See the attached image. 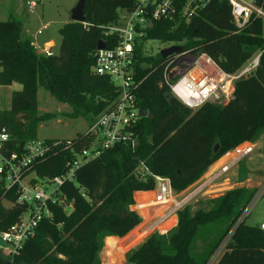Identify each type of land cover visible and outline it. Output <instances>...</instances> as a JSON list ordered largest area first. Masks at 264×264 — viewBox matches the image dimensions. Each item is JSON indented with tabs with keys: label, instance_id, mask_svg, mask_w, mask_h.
<instances>
[{
	"label": "trees",
	"instance_id": "obj_1",
	"mask_svg": "<svg viewBox=\"0 0 264 264\" xmlns=\"http://www.w3.org/2000/svg\"><path fill=\"white\" fill-rule=\"evenodd\" d=\"M133 0H84L83 23L69 21L58 29L60 44L50 57L37 54L30 38L23 37L21 21L13 15L0 22V86L19 85L10 95L9 109L0 123L9 136L10 150L20 151L36 139L41 123L53 115H37V88L45 89L72 119L90 121L117 99L116 88L92 73L98 41L110 47L102 27L115 21L117 11L131 9ZM262 23L254 22L236 33L227 3L213 1L188 23L154 22L143 41L174 43L182 49L205 53L225 73L233 74L256 53H261L251 76L234 81L230 101L205 103L195 110L184 107L162 86L164 59L135 49V79L139 109L146 111L135 133L137 146L106 150L79 167L47 202L52 219H42L32 237L11 257L0 253V264H100L104 237L122 238L140 222L129 208L134 193L152 189L151 180L138 181L133 173L142 162L153 175L170 180L181 193L228 151L257 140L264 131V38ZM88 124V125H89ZM58 143L50 156L29 173L39 179L62 175L74 155L89 148L88 136L76 134L65 148ZM244 143V144H243ZM218 144L216 153L212 149ZM254 190L236 188L207 200L197 209L184 207L177 223L165 234L152 233L126 254L135 264H207L226 237L229 243L215 264H264V232L258 225L239 221ZM142 196V195H141ZM15 189L0 181V233L19 222L28 210L15 202ZM63 201L62 204L60 201ZM64 204V205H63ZM70 208H64L65 205ZM167 226V225H166ZM137 231L132 243L140 240ZM123 241V240H122ZM122 241H118L119 245ZM124 242V241H123ZM121 250V249H120Z\"/></svg>",
	"mask_w": 264,
	"mask_h": 264
},
{
	"label": "built area",
	"instance_id": "obj_2",
	"mask_svg": "<svg viewBox=\"0 0 264 264\" xmlns=\"http://www.w3.org/2000/svg\"><path fill=\"white\" fill-rule=\"evenodd\" d=\"M213 1L215 0H133L131 9L118 10L115 21L102 27L103 35L108 38L110 47L102 41L105 48L95 50L92 73L106 78L116 88L118 97L88 125L83 134L90 139L89 148L75 154L73 160L66 163V171L62 175L52 179H39L34 173H29L35 165L44 162L50 156L52 148L58 143L49 144L45 140L35 139L25 144L19 152L10 150L9 136L0 123V181L6 190L15 189L16 204L28 207L18 223L6 232L0 233V241L5 245L0 247L3 256L11 257L16 254L23 241L32 237L34 229L42 219H52L47 202L55 203L53 195L65 181L72 179L79 167L116 146H126L131 151L135 150L137 146L135 128L140 120L136 91L142 83V80L135 79V49L139 46L145 49L148 41H143V38L146 30H149L154 22L178 20L186 24ZM216 1L225 2L229 6L231 22L236 33L244 31L254 22L260 21L263 26L264 0ZM38 2L39 0L24 1L25 10L29 15L34 14ZM148 24H151L150 28H147ZM46 28V24L41 25L37 35H41ZM32 45L37 54L45 57L53 55L49 48L37 49L33 43ZM170 47L181 48V45ZM260 54L253 55L237 72L228 74L220 70L205 53L181 48L180 52L172 53L164 59L162 86L171 97L190 110H195L205 103L223 106L232 98L234 81L253 73L258 66ZM65 146V148L70 146L69 140L65 141ZM252 151L253 147L248 145L218 171L212 172L204 179H198L188 190L178 194L172 190L168 178L153 175L140 162L134 170V177L138 181L151 180L153 183L152 189L145 192L150 194V198L143 201V204L134 201L131 206L140 220L143 216L150 222L142 234L146 235L156 230L191 202L207 198L214 182ZM44 183L54 184L55 190L46 194L43 190ZM263 191L264 186L242 211L239 221L247 217L251 206L261 198ZM62 202L61 200L60 203ZM70 207L71 204L64 206L67 209ZM151 211L155 214L150 215ZM142 212L145 215H141ZM153 218L155 220L152 221ZM258 226L264 232V218ZM219 256L220 248L207 264H211Z\"/></svg>",
	"mask_w": 264,
	"mask_h": 264
},
{
	"label": "rangeland",
	"instance_id": "obj_3",
	"mask_svg": "<svg viewBox=\"0 0 264 264\" xmlns=\"http://www.w3.org/2000/svg\"><path fill=\"white\" fill-rule=\"evenodd\" d=\"M25 0H0V22L7 20L10 15L15 16L24 21L25 28L31 34H34L35 42L38 46H41L43 42L47 40H53L55 47L52 49V53L56 54L58 46L60 44V37L58 35V29L64 24L70 21L71 10L77 4L78 0H39L34 14L29 15L24 6ZM47 24V28L42 32L41 35H37L38 29L41 25ZM263 38H264V24H263ZM29 38L28 36H24ZM173 45H178L174 43H160L155 40H148L145 46V54L156 55L162 49L168 48ZM20 86L13 84L10 87L0 86V111H6L9 109L10 105V95L13 91H19ZM36 101H37V115L42 116L44 114L53 115V119L41 123L38 127L36 139L44 140H70L75 137L76 134H82L86 131L90 121H86L83 117H78L76 119L64 116V113L69 112V108L66 105L60 104L55 101L49 93L43 88H37L36 91ZM246 146H237L234 151L230 150L221 156L216 162H214L210 170L205 176H201V179L206 178L214 171H218L220 168L226 165L227 161H230L239 152L246 148L248 145L253 147L251 154L246 156L238 164H234L228 172H225L223 176L218 178L214 185L208 191L210 194L207 198L198 200L196 202H191L188 207L197 209L198 207L204 205L207 200L215 199L222 196L225 192L236 189L245 188L248 190H254L256 195L260 189L264 186V131L260 134L255 142L246 143ZM32 176V175H31ZM199 178V179H200ZM197 181V180H196ZM192 186V185H191ZM190 186V187H191ZM188 187L187 190L190 188ZM54 184H43V190L46 194H50L55 190ZM186 192V191H185ZM150 198L149 193H143L140 198L135 196V201L142 203ZM134 211V207L129 208ZM155 214L154 211L150 212ZM141 215H145L143 212ZM145 219L143 216H141ZM156 218V217H155ZM155 218L152 219L155 220ZM264 218V191L262 192L261 198L253 203L251 206L247 217L245 218V224L249 226L259 225V223ZM142 219V220H143ZM169 226L158 227L156 230L148 233L142 234L144 239L152 233L165 234L174 225L168 224ZM111 237V236H107ZM105 238V237H104ZM142 238L137 242L141 244L143 242ZM104 241V239H103ZM102 241V245H103ZM229 243V237H226L220 244V256L225 250V245ZM115 245L118 247V241L113 239L106 240V249L110 248V245ZM137 244V245H138ZM99 254V253H98ZM109 254V253H108ZM219 256V257H220ZM217 258L215 259V261ZM99 261L100 256H99ZM212 261L211 264H215ZM109 262H112L109 260ZM125 264H135L133 262H126Z\"/></svg>",
	"mask_w": 264,
	"mask_h": 264
},
{
	"label": "crops",
	"instance_id": "obj_4",
	"mask_svg": "<svg viewBox=\"0 0 264 264\" xmlns=\"http://www.w3.org/2000/svg\"><path fill=\"white\" fill-rule=\"evenodd\" d=\"M19 20L21 21V24H22V34L24 36L25 35L28 36L33 42H35L36 40H35L34 34H31L30 32H28L26 30L23 20H21V19H19ZM64 24H66V23H64ZM34 45H35V47L37 49H40L41 47L42 48L44 47V48L51 49V51L55 47V44H54L53 40H47V41L43 42L41 46H38L37 43H35ZM209 170H210V168L207 169V171L203 175L205 176L206 173ZM143 193H145V192H136V193H134V201H135V196L140 198V196ZM160 211H164V209H162ZM149 223L150 222H149V220H147V218H145L144 220H141V222L136 227H134L128 234H126L122 238L114 237V236L105 237L104 241H103L102 249H101V251L98 254V256H100V260H101L100 264H125L127 262L126 259H125L126 254L129 253L131 250H133L135 247H137L139 245L137 242L136 243H132V241L135 240L134 239L135 234L133 236H130V234L135 232V231H137L136 234L139 235L140 239H141L142 238L141 237L142 236L141 233H142V231H144L147 228ZM176 223H177V216H172L165 223H163L160 227H164V229H165L166 225L169 226L168 224H171V225L175 226ZM107 239H113L114 241H119V242L123 240L124 242L122 241V244L119 245L121 250L118 247H115L114 244L110 245V248H112V249H106L107 248L106 247V240ZM142 240H145L144 237L142 238ZM218 259H219V257L217 258V260L214 263H216L218 261ZM109 260L112 261V262H109Z\"/></svg>",
	"mask_w": 264,
	"mask_h": 264
},
{
	"label": "water",
	"instance_id": "obj_5",
	"mask_svg": "<svg viewBox=\"0 0 264 264\" xmlns=\"http://www.w3.org/2000/svg\"><path fill=\"white\" fill-rule=\"evenodd\" d=\"M83 8H84V0H78L77 4L73 7V9L71 10V16H70V21L74 22V23H83L85 21V17L83 14ZM151 24L147 25V28H150ZM105 45L102 41H98L96 44V49L100 50V49H104ZM181 48L180 47H170V48H166V49H162L161 51H159V56L162 59H165L168 55L172 54V53H177L180 52ZM251 74H249L248 76H251ZM140 118H144L146 116V111L141 109L138 113ZM218 149V144H215L212 151L213 153H216ZM5 245L0 241V247H4Z\"/></svg>",
	"mask_w": 264,
	"mask_h": 264
}]
</instances>
